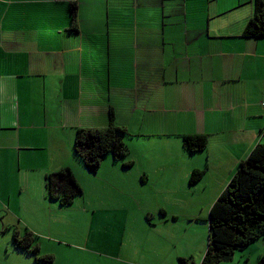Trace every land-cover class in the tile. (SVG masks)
I'll return each instance as SVG.
<instances>
[{
  "label": "crops",
  "instance_id": "1",
  "mask_svg": "<svg viewBox=\"0 0 264 264\" xmlns=\"http://www.w3.org/2000/svg\"><path fill=\"white\" fill-rule=\"evenodd\" d=\"M254 13V0H0V212L18 220L20 208L44 227L46 175L82 167L66 135L106 124L112 109L132 130L135 166L166 158L161 170L186 167L190 178L207 156L227 185L225 172L264 142V37L246 34ZM181 133L209 134L207 150L189 153ZM155 143L168 147L150 152ZM174 144L190 165L169 160ZM112 158L105 169L124 171Z\"/></svg>",
  "mask_w": 264,
  "mask_h": 264
},
{
  "label": "rangeland",
  "instance_id": "2",
  "mask_svg": "<svg viewBox=\"0 0 264 264\" xmlns=\"http://www.w3.org/2000/svg\"><path fill=\"white\" fill-rule=\"evenodd\" d=\"M167 147L148 144L150 152ZM173 150L178 156L169 160L191 164L193 157L181 147L174 144ZM164 159H150L148 165L139 157L138 165L120 172H108L102 165L99 175L79 160L82 167L75 163L74 170L84 193L67 205L60 199L45 198L50 204L46 211L40 205L44 227L25 216L21 220L20 208H14L18 220L0 213V264H39L35 256L13 251L11 245L15 228L24 233L29 225L31 230L46 234L40 251L54 254V264H178L180 258L201 264L209 243L210 209L226 183L220 171L208 170L211 160L207 156L203 160L207 172L194 184L185 177L189 176L186 167L161 170L156 164ZM2 208L14 213L9 206ZM263 253L264 240H260L220 264H256Z\"/></svg>",
  "mask_w": 264,
  "mask_h": 264
},
{
  "label": "trees",
  "instance_id": "3",
  "mask_svg": "<svg viewBox=\"0 0 264 264\" xmlns=\"http://www.w3.org/2000/svg\"><path fill=\"white\" fill-rule=\"evenodd\" d=\"M254 8L255 13L249 21L246 34L264 37V0H254ZM74 25L78 29L76 19ZM126 134L127 129L117 124L112 109L106 124L77 127L74 134L66 135L68 144H65L72 148L74 155L91 173L96 174L109 156L117 162L121 161L124 169H129L134 166V161L128 158L131 146L124 139ZM179 135L189 153L204 152L208 148L207 133ZM71 165L73 163L46 175V197L60 199L63 205L73 203L76 197L84 193L74 165ZM205 174L206 170L195 169L190 182L194 184L201 181ZM8 212L3 210L0 213L9 216ZM209 225V243L201 264L231 261L237 250L264 240V142L257 143L240 161L234 175L212 203ZM16 228L11 242L15 250L35 256L39 264H54V254H41V235L29 227L23 229L24 233L19 227ZM178 264H189V259L180 258ZM256 264H264V253Z\"/></svg>",
  "mask_w": 264,
  "mask_h": 264
},
{
  "label": "built area",
  "instance_id": "4",
  "mask_svg": "<svg viewBox=\"0 0 264 264\" xmlns=\"http://www.w3.org/2000/svg\"><path fill=\"white\" fill-rule=\"evenodd\" d=\"M263 106H264V103H263Z\"/></svg>",
  "mask_w": 264,
  "mask_h": 264
},
{
  "label": "clouds",
  "instance_id": "5",
  "mask_svg": "<svg viewBox=\"0 0 264 264\" xmlns=\"http://www.w3.org/2000/svg\"><path fill=\"white\" fill-rule=\"evenodd\" d=\"M264 107V106H263Z\"/></svg>",
  "mask_w": 264,
  "mask_h": 264
}]
</instances>
